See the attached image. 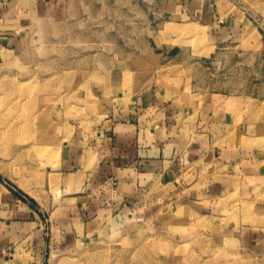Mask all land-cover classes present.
Wrapping results in <instances>:
<instances>
[{
	"label": "rangeland",
	"instance_id": "rangeland-1",
	"mask_svg": "<svg viewBox=\"0 0 264 264\" xmlns=\"http://www.w3.org/2000/svg\"><path fill=\"white\" fill-rule=\"evenodd\" d=\"M164 2L51 0L47 11L45 0H31L33 11L12 13L19 24L0 25V48L16 52L0 58V107L18 134L0 148V264H264V174L233 177L218 210L200 196L198 212H121L87 237L66 215L65 141L147 87L177 83L183 96L224 85L237 118L264 120V0H215L237 10L239 28L229 52L214 48L199 65L205 29L166 21ZM176 44L177 67L163 47ZM254 145L264 168V135Z\"/></svg>",
	"mask_w": 264,
	"mask_h": 264
},
{
	"label": "crops",
	"instance_id": "crops-1",
	"mask_svg": "<svg viewBox=\"0 0 264 264\" xmlns=\"http://www.w3.org/2000/svg\"><path fill=\"white\" fill-rule=\"evenodd\" d=\"M3 1L0 25L19 24L12 13L20 17L23 7L34 10L28 6L31 0H16L8 6ZM45 2L49 4L46 10L53 11L51 0ZM223 3L164 2L166 21L205 29L200 48L206 54L195 57L198 65L211 60L214 48L229 50L236 38L231 34L239 28L237 10ZM4 38L5 33L0 32L2 48ZM163 47L166 59L177 67V44ZM5 51L12 52L0 48V58ZM190 59L194 60L192 55ZM230 99L224 85L177 96V83L173 89L155 84L133 95L127 106H111L107 115L101 112L98 118L79 124L74 138L65 141L61 173L65 187L69 183L72 189L66 215L81 226V235L87 237L107 217L117 218L121 212L129 219L165 206L190 205L198 212L194 207L200 196L218 210L217 199L226 193L233 177L262 178L261 152L254 142L264 135V120L249 121L245 113L237 118ZM2 212L5 209L0 206V215ZM4 222L12 224L8 219Z\"/></svg>",
	"mask_w": 264,
	"mask_h": 264
},
{
	"label": "bare ground",
	"instance_id": "bare-ground-1",
	"mask_svg": "<svg viewBox=\"0 0 264 264\" xmlns=\"http://www.w3.org/2000/svg\"><path fill=\"white\" fill-rule=\"evenodd\" d=\"M7 121H9V120L4 116L3 110L0 107V125L4 127L3 129H0V148L6 147L7 142L11 139L14 140L16 138V136L18 135V134H16L17 131L13 132V131H11L10 128L6 127ZM186 251H187V249H186ZM215 263H216V261H215Z\"/></svg>",
	"mask_w": 264,
	"mask_h": 264
}]
</instances>
